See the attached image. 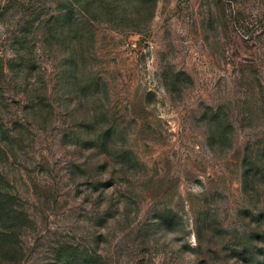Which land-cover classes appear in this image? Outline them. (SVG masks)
I'll list each match as a JSON object with an SVG mask.
<instances>
[{
  "label": "rangeland",
  "instance_id": "obj_1",
  "mask_svg": "<svg viewBox=\"0 0 264 264\" xmlns=\"http://www.w3.org/2000/svg\"><path fill=\"white\" fill-rule=\"evenodd\" d=\"M0 264H264V0H0Z\"/></svg>",
  "mask_w": 264,
  "mask_h": 264
},
{
  "label": "trees",
  "instance_id": "obj_2",
  "mask_svg": "<svg viewBox=\"0 0 264 264\" xmlns=\"http://www.w3.org/2000/svg\"><path fill=\"white\" fill-rule=\"evenodd\" d=\"M7 215L9 216V213H7Z\"/></svg>",
  "mask_w": 264,
  "mask_h": 264
}]
</instances>
